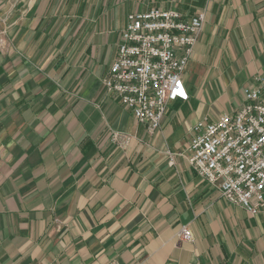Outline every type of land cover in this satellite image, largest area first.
I'll return each instance as SVG.
<instances>
[{"label":"crops","instance_id":"obj_1","mask_svg":"<svg viewBox=\"0 0 264 264\" xmlns=\"http://www.w3.org/2000/svg\"><path fill=\"white\" fill-rule=\"evenodd\" d=\"M151 7L204 14L187 99L154 134L101 83L127 14ZM0 25V264H264V208L230 203L178 154L264 77V0H0Z\"/></svg>","mask_w":264,"mask_h":264},{"label":"built area","instance_id":"obj_2","mask_svg":"<svg viewBox=\"0 0 264 264\" xmlns=\"http://www.w3.org/2000/svg\"><path fill=\"white\" fill-rule=\"evenodd\" d=\"M203 21L201 11L185 17L160 7L126 16L116 56L101 82L148 134L159 130L168 100L185 96L181 75ZM6 43V27L0 25V48ZM190 131L185 149L178 154L223 198L258 214L264 208V77H255L243 88L236 110L215 120L199 119ZM110 136L117 147L127 148L129 135L112 130ZM176 239L192 243L190 227L181 225Z\"/></svg>","mask_w":264,"mask_h":264},{"label":"rangeland","instance_id":"obj_3","mask_svg":"<svg viewBox=\"0 0 264 264\" xmlns=\"http://www.w3.org/2000/svg\"><path fill=\"white\" fill-rule=\"evenodd\" d=\"M101 80H102V79H101ZM101 83H102V82H101ZM184 94H185V96L181 97L180 99H183V100H186V99H187V94H186L185 90H184Z\"/></svg>","mask_w":264,"mask_h":264}]
</instances>
